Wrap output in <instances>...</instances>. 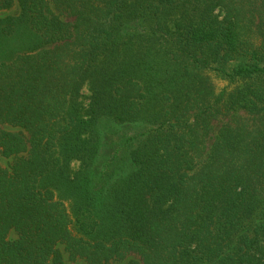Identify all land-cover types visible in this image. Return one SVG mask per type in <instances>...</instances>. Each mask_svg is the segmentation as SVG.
<instances>
[{"label":"trees","instance_id":"16d2710c","mask_svg":"<svg viewBox=\"0 0 264 264\" xmlns=\"http://www.w3.org/2000/svg\"><path fill=\"white\" fill-rule=\"evenodd\" d=\"M15 4L0 19L2 39L24 29L0 55V126L19 129L0 128V264H65L57 245L87 264H264V0L0 12ZM204 72L249 85L190 97Z\"/></svg>","mask_w":264,"mask_h":264},{"label":"rangeland","instance_id":"374dc122","mask_svg":"<svg viewBox=\"0 0 264 264\" xmlns=\"http://www.w3.org/2000/svg\"><path fill=\"white\" fill-rule=\"evenodd\" d=\"M19 15V8L17 7V4H15L11 9H9L8 11H1L0 12V19L5 18V17H17ZM24 33V29L20 28L19 31V35L18 37L13 40L10 41V38H6V39H2L0 36V55H6L10 49L16 47L17 45L21 44V42H23L21 39H23L21 36ZM202 76V84L203 85V89L202 92L198 95L197 92H193L192 95L190 97H217L218 94L220 93V91L224 90V94L223 97H240V93H242L244 91V89L247 87V85H249V83L246 82H242V81H237V82H233V83H229L228 79L226 78H221L220 76L217 75H213V73H206L204 72L203 74H201ZM82 95H81V99L79 100L82 105L85 107L88 103V98L87 96L89 95L87 90L85 88L82 89ZM189 97V96H187ZM0 128L8 130V131H19V129L16 128H11L9 126L6 125H2L0 126ZM134 128H129L126 127V129L124 130L127 134L132 135V131ZM124 155H126L128 153V150H124L122 152ZM122 154V155H123ZM11 158H3L0 157V166L2 168H6L9 166V164L11 163ZM80 167L79 162L77 161H71L70 162V171L71 173L76 172ZM43 183H46V180L43 181ZM64 195V194H63ZM65 198H68L65 195ZM56 199H59L58 196H56ZM63 205L66 209V211L68 212V214L70 215V217L73 219V215H72V205H73V200L71 199H64L63 200ZM72 224V223H71ZM71 230L73 233H76V230L74 228V224L70 225ZM16 235L11 232L10 233V238H15ZM63 262L65 264H87L83 259L80 258H75V259H69L68 258V254L64 251V246L63 245H57L56 246ZM128 259L124 260L123 262H121V264H125L127 263ZM112 264H119V263H112Z\"/></svg>","mask_w":264,"mask_h":264}]
</instances>
